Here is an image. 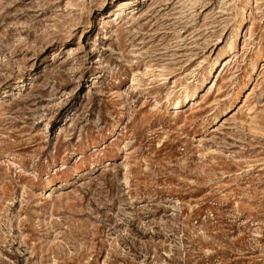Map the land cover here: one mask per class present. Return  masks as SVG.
Returning a JSON list of instances; mask_svg holds the SVG:
<instances>
[{"label":"rangeland","instance_id":"374dc122","mask_svg":"<svg viewBox=\"0 0 264 264\" xmlns=\"http://www.w3.org/2000/svg\"><path fill=\"white\" fill-rule=\"evenodd\" d=\"M0 264H264V0H0Z\"/></svg>","mask_w":264,"mask_h":264},{"label":"bare ground","instance_id":"6f19581e","mask_svg":"<svg viewBox=\"0 0 264 264\" xmlns=\"http://www.w3.org/2000/svg\"><path fill=\"white\" fill-rule=\"evenodd\" d=\"M219 56V55H218ZM216 60H217V58H216ZM177 103V102H176ZM177 105V104H176ZM175 110V109H174Z\"/></svg>","mask_w":264,"mask_h":264}]
</instances>
